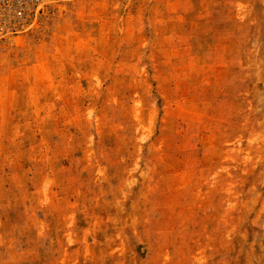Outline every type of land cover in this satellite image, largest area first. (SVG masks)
<instances>
[{"label":"rangeland","instance_id":"obj_1","mask_svg":"<svg viewBox=\"0 0 264 264\" xmlns=\"http://www.w3.org/2000/svg\"><path fill=\"white\" fill-rule=\"evenodd\" d=\"M0 264H264V0H0Z\"/></svg>","mask_w":264,"mask_h":264}]
</instances>
